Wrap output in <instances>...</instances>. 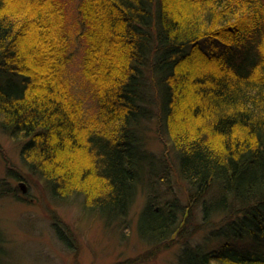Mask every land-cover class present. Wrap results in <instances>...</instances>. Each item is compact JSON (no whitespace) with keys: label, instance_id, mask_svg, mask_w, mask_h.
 <instances>
[{"label":"trees","instance_id":"16d2710c","mask_svg":"<svg viewBox=\"0 0 264 264\" xmlns=\"http://www.w3.org/2000/svg\"><path fill=\"white\" fill-rule=\"evenodd\" d=\"M65 5L78 31L52 37ZM81 49L92 116L68 74ZM152 114L203 221L218 224L206 242L225 240L177 264H264V0H0V128L53 196L124 215L159 174L145 150ZM156 204L139 221L149 241L176 214L175 201Z\"/></svg>","mask_w":264,"mask_h":264},{"label":"rangeland","instance_id":"374dc122","mask_svg":"<svg viewBox=\"0 0 264 264\" xmlns=\"http://www.w3.org/2000/svg\"><path fill=\"white\" fill-rule=\"evenodd\" d=\"M57 9L60 13L52 15V37L57 38L63 26L71 35L77 32L76 12L71 11V6ZM69 38L74 40V35ZM40 51L43 56L47 49ZM81 59L82 49L74 55L68 74L92 116L95 100L81 78ZM42 62L48 63L44 59ZM149 85L154 95L151 81ZM154 114L146 126L144 140L159 174L156 179L143 180L124 215L110 217L93 208L81 194L53 196L47 181L29 173L20 143L0 128V264H177L187 247L203 245L208 251L222 244L224 239L206 242L218 224L203 221L187 183L176 170L177 146L170 142L172 134L161 130L162 124ZM150 199L157 202L155 206L161 199L177 204L173 224L163 238L152 241L143 237L139 229L141 214ZM187 209L190 216L180 233L174 234ZM157 243L162 246L154 250Z\"/></svg>","mask_w":264,"mask_h":264}]
</instances>
